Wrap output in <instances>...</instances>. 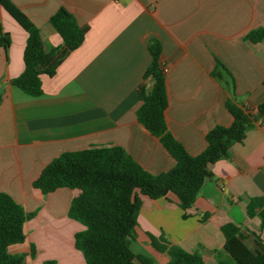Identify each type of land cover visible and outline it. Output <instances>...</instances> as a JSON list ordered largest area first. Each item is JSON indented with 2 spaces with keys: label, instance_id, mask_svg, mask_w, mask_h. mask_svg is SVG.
Returning a JSON list of instances; mask_svg holds the SVG:
<instances>
[{
  "label": "crops",
  "instance_id": "0c3cea01",
  "mask_svg": "<svg viewBox=\"0 0 264 264\" xmlns=\"http://www.w3.org/2000/svg\"><path fill=\"white\" fill-rule=\"evenodd\" d=\"M11 1L39 27L47 52L62 45L49 21L59 8L87 27L83 43L56 73L42 75L43 93L29 95L11 82L24 69L27 31L0 0V22L11 36L10 47H0V191L35 213L25 224L26 241L11 251L26 253L30 264L51 259L86 264L74 237L85 225L68 215L80 190L60 187L44 194L34 180L62 152L94 145H120L155 174L175 165L160 138L137 116L139 89L153 84L145 76L151 37L161 41L167 68V125L189 153L206 148V135L215 125L233 123L227 100L256 110L264 101V38L253 42L247 34L264 29V0ZM210 170L187 218L173 193L143 197L131 247L134 242L141 246L140 231L150 246L132 247L135 252L166 264L168 254L155 249L148 235L164 232L173 243L202 253L205 264H220L224 224L238 226L243 241L264 252L260 217L247 211L251 197L264 195V116Z\"/></svg>",
  "mask_w": 264,
  "mask_h": 264
},
{
  "label": "trees",
  "instance_id": "16d2710c",
  "mask_svg": "<svg viewBox=\"0 0 264 264\" xmlns=\"http://www.w3.org/2000/svg\"><path fill=\"white\" fill-rule=\"evenodd\" d=\"M1 4L27 31L24 69L11 82L29 95H41L42 75L53 76L56 73L66 55L83 43L87 27L81 26L67 8H59L49 21L61 35L62 45L47 52L40 29L30 17L11 0H1ZM263 38V28L247 34V39L253 42ZM10 45L11 36L0 22V47L8 49ZM148 46L152 60L145 76L150 77L153 84L151 89L144 85L140 87L141 104L137 116L149 131L160 138L174 157L175 165L155 174L120 145H94L62 152L42 169L33 182L44 194L60 187L80 190L71 201L68 215L85 225L74 237L75 246L82 252L86 264H154L152 256L137 253L131 247L143 197L157 199L173 193L184 211L183 217L190 216L189 209L194 205L205 179L212 175L211 164L224 157L234 143L242 141L247 130L264 116V101L255 110L229 99L226 105L234 117L233 123L229 126L215 125L206 135V148L197 155L189 153L167 125L165 111L169 97L161 41L151 37ZM247 211L251 216L260 217L264 230V195L251 197ZM34 215L11 194L0 191V264H26L27 254L12 252L11 247L26 241L25 224ZM207 216L204 215L203 219ZM221 229L225 236V253L217 257L220 264H264V252L251 249L241 238L238 226L224 224ZM148 235L155 249L168 254L166 264H205L202 253L173 243L164 232L160 235L149 232ZM29 254L32 257L36 255L35 245L31 246ZM45 264H56V261L47 260Z\"/></svg>",
  "mask_w": 264,
  "mask_h": 264
},
{
  "label": "rangeland",
  "instance_id": "374dc122",
  "mask_svg": "<svg viewBox=\"0 0 264 264\" xmlns=\"http://www.w3.org/2000/svg\"><path fill=\"white\" fill-rule=\"evenodd\" d=\"M139 236H140V239H138L139 240V243L141 244V246L139 245V244H137V243H133V249L134 250H143V248L142 247H148V246H150V244L148 243V242H146V241H144V242H142V238L144 239V237H142V232L140 231V233H139ZM26 264H30V262L29 261H26Z\"/></svg>",
  "mask_w": 264,
  "mask_h": 264
},
{
  "label": "built area",
  "instance_id": "2783aa9c",
  "mask_svg": "<svg viewBox=\"0 0 264 264\" xmlns=\"http://www.w3.org/2000/svg\"><path fill=\"white\" fill-rule=\"evenodd\" d=\"M164 71H165V72L167 71V68H166V67H164Z\"/></svg>",
  "mask_w": 264,
  "mask_h": 264
}]
</instances>
